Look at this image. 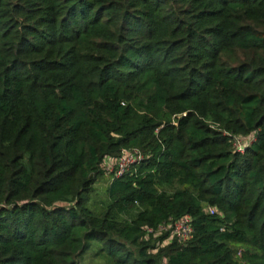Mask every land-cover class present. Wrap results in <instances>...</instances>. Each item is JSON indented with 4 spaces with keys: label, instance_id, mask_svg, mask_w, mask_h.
Returning <instances> with one entry per match:
<instances>
[{
    "label": "trees",
    "instance_id": "trees-1",
    "mask_svg": "<svg viewBox=\"0 0 264 264\" xmlns=\"http://www.w3.org/2000/svg\"><path fill=\"white\" fill-rule=\"evenodd\" d=\"M125 153L142 160L97 215ZM95 246L107 264H264V0H0V264Z\"/></svg>",
    "mask_w": 264,
    "mask_h": 264
},
{
    "label": "built area",
    "instance_id": "built-area-1",
    "mask_svg": "<svg viewBox=\"0 0 264 264\" xmlns=\"http://www.w3.org/2000/svg\"><path fill=\"white\" fill-rule=\"evenodd\" d=\"M235 147L237 148V150L240 153H244L246 146L244 145V143L242 141H237L235 143ZM142 160V156L140 155H130L125 153L117 162L116 164L114 163V168L113 171H115V169H117V176L120 177L122 176L131 165L139 162ZM111 164V163H109ZM113 164V163H112ZM106 170H108L107 165H104ZM109 171V170H108ZM211 213H214L213 209H210ZM162 230H167L166 228H162ZM149 232H153V230H149ZM172 232L173 235L175 237H177L179 239V241L181 242H185L188 239L191 238L192 234H193V226H192V220L190 217H185L183 219H181L180 221H178L177 223H175L172 226Z\"/></svg>",
    "mask_w": 264,
    "mask_h": 264
},
{
    "label": "rangeland",
    "instance_id": "rangeland-1",
    "mask_svg": "<svg viewBox=\"0 0 264 264\" xmlns=\"http://www.w3.org/2000/svg\"><path fill=\"white\" fill-rule=\"evenodd\" d=\"M113 164H107L109 173H106L104 177L98 180L95 184L93 192L89 195L88 206L97 214L100 215L103 211L104 202L106 200V188L111 181V174L114 168ZM92 248L89 250L79 261V264H107V260L103 256L97 254V250Z\"/></svg>",
    "mask_w": 264,
    "mask_h": 264
}]
</instances>
